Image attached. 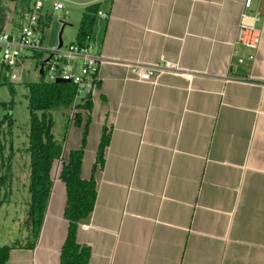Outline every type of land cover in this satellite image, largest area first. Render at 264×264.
<instances>
[{
  "label": "crops",
  "instance_id": "0c3cea01",
  "mask_svg": "<svg viewBox=\"0 0 264 264\" xmlns=\"http://www.w3.org/2000/svg\"><path fill=\"white\" fill-rule=\"evenodd\" d=\"M242 1L86 3L106 15L96 16L89 39L106 62L87 120L69 123L63 114L62 134L52 136L63 157L82 148L80 178L94 180L92 210L75 233L87 264H264V0H252L255 50L234 44ZM134 61L175 71L141 82L124 66ZM102 132L108 142L97 168ZM23 170L0 202L6 235L18 209L27 219ZM51 180L33 247L23 246L24 224L22 240L0 242L18 243L6 264H59L65 194Z\"/></svg>",
  "mask_w": 264,
  "mask_h": 264
},
{
  "label": "trees",
  "instance_id": "16d2710c",
  "mask_svg": "<svg viewBox=\"0 0 264 264\" xmlns=\"http://www.w3.org/2000/svg\"><path fill=\"white\" fill-rule=\"evenodd\" d=\"M98 4L93 3L84 7L77 25L74 41L82 44L91 37ZM2 18H0L1 26ZM4 84H10L3 82ZM26 109L28 110L27 144L25 152L28 153V215L26 226L28 236L24 247L31 249L36 241L45 206L50 191L55 164L61 158L58 179L64 185L63 218L67 221L66 233L60 247L59 264H87L89 250L75 241L77 224L87 218L91 212L95 199V185L92 178H80V163L82 148L69 151L66 157L61 155L62 140L56 141L51 133V110L64 107L68 109L71 104L74 87L66 82H44L38 79L26 83ZM10 94L13 88L8 86ZM9 101V107L11 105ZM86 111V120L90 109V100H85L81 105ZM85 120V122H86ZM75 123L79 121V114L75 116ZM12 119L10 114L0 118V137L11 135ZM83 139V138H82ZM108 142V135L102 132L96 152L95 162L102 165L103 148ZM10 143V141H9ZM4 144L0 141V187L7 194L10 172L9 162L12 153L4 154ZM3 196V198H4ZM2 199H0V202ZM18 245H0V264H6L9 249Z\"/></svg>",
  "mask_w": 264,
  "mask_h": 264
},
{
  "label": "built area",
  "instance_id": "2783aa9c",
  "mask_svg": "<svg viewBox=\"0 0 264 264\" xmlns=\"http://www.w3.org/2000/svg\"><path fill=\"white\" fill-rule=\"evenodd\" d=\"M51 9L58 11L63 8L59 1L51 3ZM40 1H32L20 9L18 21L14 24L5 23L0 26V82L14 83L20 75L27 72L26 64L29 60L37 68L38 79L44 82H54L63 79L74 87V94L66 120L75 123L76 114L85 115L86 111L81 104L89 99L97 89L99 83V66L106 62L105 58L97 53L89 40L78 44L73 41L67 45L57 44L45 47L42 44V28L45 14ZM97 17L106 15L101 11L96 12ZM260 18L259 11L252 6V0L242 1V10L234 34V44H239L249 50H255L260 39V29L256 22ZM236 56V51H234ZM253 54H248L247 59H252ZM236 61L240 63L241 58ZM134 79L141 82H151L157 73L163 70L175 71L167 62L144 64L137 61L124 63ZM39 70L41 73L39 74ZM61 158L56 161L60 168ZM97 168L101 166L96 163Z\"/></svg>",
  "mask_w": 264,
  "mask_h": 264
},
{
  "label": "rangeland",
  "instance_id": "374dc122",
  "mask_svg": "<svg viewBox=\"0 0 264 264\" xmlns=\"http://www.w3.org/2000/svg\"><path fill=\"white\" fill-rule=\"evenodd\" d=\"M32 1H40L42 3V12L45 14V22L41 32L43 37L42 44L45 47H50L57 44L58 32L60 30L61 23H64L60 33L62 45H67L68 43L74 41L81 12L86 6V3L91 0H0V18H2L1 25L4 23L6 25L16 23L19 18L18 13L20 12V9L25 7V5H29ZM54 1L61 2L63 4V8L58 11L52 10L50 5ZM26 67L28 68V71L20 75L21 80L11 84H4L0 82V118L3 115L10 114L12 119L10 129L11 135L0 137V141L4 144L3 153H12V157L9 162V172L11 181L12 176L14 178L17 177V180L14 181H18V184L21 182V171H24L23 169L27 167L29 161L28 153L24 150L27 144L26 135L28 130V110L26 109L25 85L27 82H34L39 78L37 68L32 60H29ZM8 86L13 88L12 94L9 93ZM10 100L12 102L9 107L8 103ZM67 113L68 110L64 107L51 110V132L56 140L62 134L64 129V122L62 118L63 114L67 117ZM61 152L63 153L62 144ZM2 171L3 166H0V173ZM18 188L20 189L19 185ZM0 189H2V187H0ZM2 190L0 191V199L3 200L4 191ZM2 214L3 213L0 212V216ZM24 219L25 214L22 213V209H18V225L16 228H11L10 233L7 235L6 230L0 221V242L9 236H12L13 240H22V233L25 230L23 227L26 223V219L25 221Z\"/></svg>",
  "mask_w": 264,
  "mask_h": 264
},
{
  "label": "water",
  "instance_id": "95a60500",
  "mask_svg": "<svg viewBox=\"0 0 264 264\" xmlns=\"http://www.w3.org/2000/svg\"><path fill=\"white\" fill-rule=\"evenodd\" d=\"M64 26V23H61V27H60V30L58 32V41H57V45L60 46L61 45V40H60V33H61V29L62 27ZM41 73V71L39 70V74ZM55 83H60V82H66L65 80L63 79H55L54 81Z\"/></svg>",
  "mask_w": 264,
  "mask_h": 264
},
{
  "label": "bare ground",
  "instance_id": "6f19581e",
  "mask_svg": "<svg viewBox=\"0 0 264 264\" xmlns=\"http://www.w3.org/2000/svg\"><path fill=\"white\" fill-rule=\"evenodd\" d=\"M58 173H59V167H56V171L54 170V181L57 180Z\"/></svg>",
  "mask_w": 264,
  "mask_h": 264
}]
</instances>
